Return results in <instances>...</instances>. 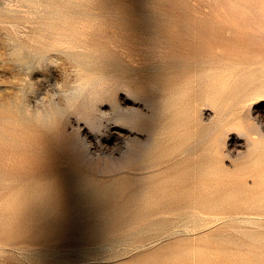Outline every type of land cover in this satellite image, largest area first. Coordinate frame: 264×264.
<instances>
[{
    "label": "rangeland",
    "instance_id": "374dc122",
    "mask_svg": "<svg viewBox=\"0 0 264 264\" xmlns=\"http://www.w3.org/2000/svg\"><path fill=\"white\" fill-rule=\"evenodd\" d=\"M231 5L244 17L261 9L256 0H0V115L8 114L32 136L23 146L25 164L32 168L25 157L39 153L47 163L38 167L39 176H53L79 192L91 184L99 189L135 176H158L179 162L198 158L200 148H210L230 176H247L243 193L248 198L264 199V161L245 173L237 168L252 151L264 155V94L252 92L250 99L228 104L222 115L215 105L191 102V129L198 136L184 149L196 150H178L159 166L137 167L149 152L167 151L174 142L167 133L156 132L160 104L167 95L159 83L167 79L171 61L181 60L172 55L167 34L151 28L149 17L159 18L169 34L192 46L197 36L193 20L221 26L218 42L203 48L213 58L194 61L195 55L180 49L182 58L193 60L187 66L191 75L186 76L192 85L182 90L186 99L196 96L203 66L219 68L220 74H211L218 84L255 86L264 80V25L244 39L227 19ZM180 26L188 31H178ZM220 116L225 117L222 123L217 121ZM224 221L236 226L227 228ZM187 226L179 223L134 244L130 239L148 236L142 233L145 229L127 239L123 231L99 239L95 234L63 233L54 241L6 246L0 264H128L178 240L193 248L221 234L240 233L261 239L245 244L229 261L257 264L253 250L264 245V215ZM110 238L117 241L111 243ZM187 264L200 261L192 256Z\"/></svg>",
    "mask_w": 264,
    "mask_h": 264
},
{
    "label": "bare ground",
    "instance_id": "6f19581e",
    "mask_svg": "<svg viewBox=\"0 0 264 264\" xmlns=\"http://www.w3.org/2000/svg\"><path fill=\"white\" fill-rule=\"evenodd\" d=\"M256 1L261 9L253 16L239 15L238 8L233 5L228 8L227 19L234 30L243 33L244 39L258 26L264 25V0ZM135 12L138 15V10L134 9L133 13ZM148 20L151 28L167 34L164 36L173 48L172 55L180 57L181 60L171 61L165 72L167 79L159 83L161 88L167 90V95L160 104L156 132L167 133L174 142L167 146V151L149 152L138 162L139 169L162 165L175 157L178 150H187L189 153L196 150L184 149V144L198 134L196 129H191V102L195 106L201 103L215 105L222 115L228 104L250 99L252 92H255L252 95L264 94V80L255 86H252L253 82L242 83L240 86L216 83L211 74H220L221 71L209 65L203 66L204 76L199 79L200 86L196 96L186 99L185 91L182 90L184 86L192 85L193 81L186 76L191 75L187 66L193 60L182 58L180 49L195 55L194 61H199L204 56L213 58L211 51L203 48L214 46L218 42L216 36L221 26L213 21L204 20L199 23L193 20L192 30L197 34L195 43L200 45L192 46L171 32L169 34L168 26L159 18L152 16ZM177 30L188 31L182 26ZM206 36H211L208 41ZM237 40L240 41L234 38V41ZM255 44L261 46L263 42ZM210 60L207 62H211ZM254 87L255 91H252ZM223 119L225 117L220 116L217 121L222 123ZM31 140L32 136L20 125L13 123L8 114L0 115V253L5 251L6 246L54 241L63 233L69 237L89 233L95 234L94 237L99 239L109 238L123 231L122 238L127 239L129 236L135 237L145 229L142 233L145 232L148 236L130 239L133 242L130 244H134L173 229L179 223L188 227L187 223L191 222L199 225L195 226L198 228L200 225L203 227L217 220L234 219L241 215H264V199H250L243 193V179L247 176H230L215 153L209 151L210 148H200L203 152L198 158L179 162L158 176H135L132 181L124 180L112 187L99 189L91 184L86 190L78 189L77 192L69 184H62L53 176L50 179H47L48 176H39L38 167L47 164L40 158L39 153L26 155L25 158L33 165L31 169L25 164L22 159L25 156L23 146L24 143L30 144ZM260 152L252 151L237 167L238 171L245 173L249 168L263 162L264 155ZM46 154L54 153L46 150ZM32 169L34 176H28ZM224 223L227 228L236 226L233 222ZM116 239L110 238L111 243L117 241ZM260 239L261 237L248 233L221 234L211 240L206 239L193 248L186 241L178 240L168 245L166 250L149 252L128 264H187L192 256L200 264H234L229 260L235 257L238 249L250 241ZM253 251L257 264H264V245L260 244Z\"/></svg>",
    "mask_w": 264,
    "mask_h": 264
}]
</instances>
